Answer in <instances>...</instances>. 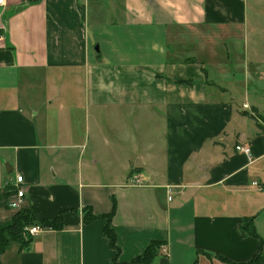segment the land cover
Here are the masks:
<instances>
[{
    "label": "crops",
    "instance_id": "obj_1",
    "mask_svg": "<svg viewBox=\"0 0 264 264\" xmlns=\"http://www.w3.org/2000/svg\"><path fill=\"white\" fill-rule=\"evenodd\" d=\"M261 1L5 0L0 231L19 212L40 231L0 264H125L151 242L153 264L264 259Z\"/></svg>",
    "mask_w": 264,
    "mask_h": 264
},
{
    "label": "trees",
    "instance_id": "obj_2",
    "mask_svg": "<svg viewBox=\"0 0 264 264\" xmlns=\"http://www.w3.org/2000/svg\"><path fill=\"white\" fill-rule=\"evenodd\" d=\"M244 115L247 114L245 113ZM249 117L255 120L256 123H258V119L254 113L252 115H249ZM262 121L264 122V119ZM111 214L112 213H110V215L107 216L108 219L109 216H111ZM99 218H105V217H99ZM85 219L90 220L95 218L92 217L89 212H87L85 214ZM57 220L58 219L51 222L41 223V226L52 229H58L59 226H57L58 225ZM33 223H34V219L29 212L17 213L14 216L13 224L9 228L0 231V254L4 252V250L6 249V247L10 242H17L20 245L21 249L27 247L32 240V238L27 234V227L33 225ZM245 223L250 224L249 221H246ZM247 234H251V236L252 235L255 236L253 231ZM104 236L109 240L110 247L118 252V249L116 248V237L113 230L110 228L109 221L104 226ZM160 246L161 243L159 242L149 243L146 246L144 252L140 256L136 257L131 262L125 264H153L156 256L158 255ZM114 264H117L116 261H114ZM247 264H264V259L261 257L260 254H258Z\"/></svg>",
    "mask_w": 264,
    "mask_h": 264
},
{
    "label": "built area",
    "instance_id": "obj_3",
    "mask_svg": "<svg viewBox=\"0 0 264 264\" xmlns=\"http://www.w3.org/2000/svg\"><path fill=\"white\" fill-rule=\"evenodd\" d=\"M5 0H0V7L3 6ZM2 36L0 35V45L2 44ZM236 151L239 153H243L245 155H249V148L248 147H236ZM24 184L23 179L21 176H16L15 181L11 184V188L8 190V202L7 207L14 211H19L21 205L23 204L24 197H25V190L22 188ZM40 231L38 226H32L27 228V234L32 238L36 236Z\"/></svg>",
    "mask_w": 264,
    "mask_h": 264
},
{
    "label": "rangeland",
    "instance_id": "obj_4",
    "mask_svg": "<svg viewBox=\"0 0 264 264\" xmlns=\"http://www.w3.org/2000/svg\"><path fill=\"white\" fill-rule=\"evenodd\" d=\"M252 5H253V3H252ZM254 7L259 8L260 10H263L264 9V0H262L260 3H258L257 7L255 5H254ZM259 20H260L259 24L264 25V14L259 16Z\"/></svg>",
    "mask_w": 264,
    "mask_h": 264
}]
</instances>
